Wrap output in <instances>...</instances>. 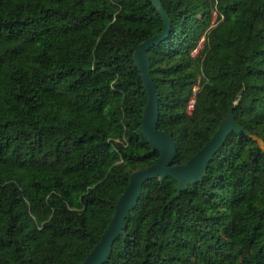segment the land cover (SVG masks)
I'll use <instances>...</instances> for the list:
<instances>
[{"label": "trees", "instance_id": "trees-1", "mask_svg": "<svg viewBox=\"0 0 264 264\" xmlns=\"http://www.w3.org/2000/svg\"><path fill=\"white\" fill-rule=\"evenodd\" d=\"M159 1L169 31L147 54L171 163L191 155L230 105L264 143L262 118L238 115L245 98L264 109V39L239 49L264 22L261 0ZM159 28L149 0H0V264H77L127 174L154 160L131 52ZM254 75L263 84L245 81ZM175 185L141 183L101 264H264V151L253 139L229 132L199 181L178 193Z\"/></svg>", "mask_w": 264, "mask_h": 264}, {"label": "water", "instance_id": "water-1", "mask_svg": "<svg viewBox=\"0 0 264 264\" xmlns=\"http://www.w3.org/2000/svg\"><path fill=\"white\" fill-rule=\"evenodd\" d=\"M160 19L157 32L139 40L131 52V58L138 72L145 99L139 117L140 133L149 144L151 150H156L154 160L140 168L131 170L126 177V183L112 204V212L102 228L98 238L77 264H101L108 258L111 243L118 235H124L125 217L136 203L141 190V183L148 178L170 177L176 181L175 193L184 189L187 183H194L205 173L207 161L222 144L229 132L242 133L253 139L264 151V143L248 129L237 123L232 108L227 107L224 115L218 120L216 127L208 138L182 163H171L175 154V146L171 136L156 127L158 117V97L156 88L149 74V57L147 50L164 39L169 31V18L159 0H149Z\"/></svg>", "mask_w": 264, "mask_h": 264}, {"label": "rangeland", "instance_id": "rangeland-1", "mask_svg": "<svg viewBox=\"0 0 264 264\" xmlns=\"http://www.w3.org/2000/svg\"><path fill=\"white\" fill-rule=\"evenodd\" d=\"M262 2V10H261V14L264 15V0H261ZM213 13V12H212ZM214 14L211 15V22L214 20ZM254 36H261L262 39H264V22L262 20H258L256 22H254L251 25L250 31L247 34V36H245L241 42L239 43V49L242 52H245L249 49L250 47V41ZM200 41L197 44V47L200 46ZM194 51V50H193ZM233 59L235 62L238 63H243L245 62V58L243 57L242 54H235L233 56ZM245 81L246 82H255L258 84H263V79L261 76L259 75H254V76H247L245 77ZM196 83L192 85L191 90H195L196 89ZM262 93V89H258L254 91V94H261ZM238 115L240 116H244V117H253V116H260L264 122V109L258 107L255 102L252 99L249 98H245L242 102V105L238 111ZM158 195L161 197L164 195V192H158Z\"/></svg>", "mask_w": 264, "mask_h": 264}, {"label": "built area", "instance_id": "built-area-1", "mask_svg": "<svg viewBox=\"0 0 264 264\" xmlns=\"http://www.w3.org/2000/svg\"><path fill=\"white\" fill-rule=\"evenodd\" d=\"M212 14H214V12ZM193 92H194V90H191V95L188 97L186 104H185V111L187 113H189V111L191 110L192 105H193V101H194Z\"/></svg>", "mask_w": 264, "mask_h": 264}]
</instances>
